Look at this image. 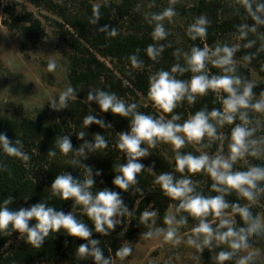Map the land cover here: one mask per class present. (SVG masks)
I'll return each instance as SVG.
<instances>
[{
  "label": "clouds",
  "instance_id": "obj_1",
  "mask_svg": "<svg viewBox=\"0 0 264 264\" xmlns=\"http://www.w3.org/2000/svg\"><path fill=\"white\" fill-rule=\"evenodd\" d=\"M178 0H169L170 6L162 12L146 15L147 22L152 25L150 43L145 49L151 61H157L165 49L159 43L167 39L169 32L164 21L173 22L177 15L174 5ZM251 19L252 23H242L237 26L239 41H246L244 48H253L256 40L249 39V34L260 35L259 29L264 27V0H235ZM102 18L101 6L93 5L88 23L98 24ZM210 21L201 14L188 26L186 34L191 41L205 40L209 31ZM106 38L119 35L117 28L103 25L97 29ZM239 43L229 45L193 46L189 51L177 49L174 55L182 57L183 65L175 63L170 70L160 69L148 78L147 99L158 115L138 111L136 103H126L115 92L101 88H89L83 103L91 105L95 102L102 113L111 112L114 116L129 118V130L119 134L116 147L124 154L126 162L115 168L117 173L112 184L120 190L110 188L92 191L96 180L101 176L100 170L72 159L69 163L79 165L84 169L83 179L74 177L70 172L57 175L51 183L49 199L56 197L63 201H73L74 206L82 209L83 215L94 225L95 233L108 236L123 223V218L131 216L128 205L121 192L133 190L143 195V190L134 187L139 183L138 176L145 171L154 169V162L145 165L141 161L150 155V149L159 144L171 146L174 153L175 173L161 172L155 175L153 183L171 202L163 215V226H157L158 211L143 210L139 215V223L147 230L142 233L144 240L162 239L163 244L178 247L182 243L203 253L205 249L216 252V264H258V257L264 255L260 249L253 248L250 241L254 237H264V213L253 214L252 205L264 196V165L252 164L249 158L264 159V91L259 96L254 89V80L246 79L238 74L236 54L240 50ZM140 49H136L126 59L131 69H140L143 60L139 57ZM264 51V44L258 49ZM255 54L243 56V61L250 63ZM209 65L218 69L220 74L211 75ZM55 59H49L47 71L53 73L61 68ZM189 73L188 79L178 77ZM81 90V89H79ZM77 88L68 86L57 96L50 98L49 105L54 111L67 109L71 101L77 99ZM215 94L221 107L211 111L201 109L195 111L186 119L176 112L184 102L195 105L199 97L209 93ZM254 114V115H250ZM83 128L98 125L109 127L105 119L88 114L83 118ZM226 125L232 126L228 143V154L210 155L208 149L221 139L218 129ZM257 133H261L257 135ZM77 139L83 143L73 148L69 135L57 136L55 147L49 149L47 155L56 157L57 153L68 157L74 153L76 157L87 158L89 152H95L109 147V141L104 135L96 133L93 141L85 140L86 131L80 130ZM188 145L197 147L198 154L182 152ZM0 153L6 157L29 162L31 157L24 151L23 141L8 138L6 132H0ZM244 161L245 170L235 166ZM0 172H8V165L0 160ZM205 173L212 181L211 192L214 195H203L197 191V186L191 177ZM103 183V181H101ZM232 193L246 203L229 202L226 197ZM28 197H25L27 201ZM14 199L9 196L0 202V236H10L18 233L34 249H40L45 240L53 234L63 231L68 236L86 241L78 246L76 257L80 260L91 258L93 264H114L111 256L106 257L100 247V240L93 239V230L89 225L78 219L71 211L65 213L49 206L47 201L37 202L29 207L14 210L10 207ZM240 219L238 226L235 217ZM189 218L195 222L190 234L182 239L180 230L189 224ZM35 221V223H32ZM130 244H123L115 251V258L123 262L133 254Z\"/></svg>",
  "mask_w": 264,
  "mask_h": 264
},
{
  "label": "trees",
  "instance_id": "obj_2",
  "mask_svg": "<svg viewBox=\"0 0 264 264\" xmlns=\"http://www.w3.org/2000/svg\"><path fill=\"white\" fill-rule=\"evenodd\" d=\"M30 1L36 6L43 4L46 8L53 9L56 7L52 3V0ZM213 3L215 5L217 0H213ZM135 4V0H113L100 4L102 18L95 26L88 23L92 7L95 5L89 0L83 1V7L79 11H70L66 5H59L56 8L63 21H57L61 36L76 50V55L71 64V80L75 86L79 84H91L93 85L92 88H101L106 91L115 92L120 98H123L130 90L128 84H131L147 99L148 78L154 72L151 74L147 70L143 72L132 70L129 61L126 59L130 54H133L136 49H140L139 57L143 60V65L155 70V72L160 69L170 70L171 66L175 63H181L183 65L182 57L178 59L174 55L177 49H180L181 52L182 49L179 41L175 37L174 31L169 29L170 26L167 24V20L164 21V25L169 35L166 40L159 42L165 45L163 53L155 62L147 57L144 49L150 43H153L151 37L153 26L145 18L149 14L142 16L138 12ZM176 6L178 11L186 17L187 22L190 23L200 15L202 9L206 6V1L200 0L198 5L189 6L188 8L181 5ZM224 6L226 11L231 10L227 4ZM164 9L163 7L157 6L151 13H159ZM0 10L4 14L1 22L8 28L18 31V49L22 52L32 50L36 46L38 39L45 33L42 21L33 11L28 10L25 6H22L20 12H16L13 4L7 3L4 5L0 0ZM127 22H137L135 29L127 31L126 28L130 26ZM242 23L251 24L252 21L238 5L237 11L232 17L223 19L219 23L214 22L208 31L205 42L211 48H214L216 46L215 38L217 37V33L222 36L227 32H231L238 36L237 26ZM105 24L117 28L119 35L109 39L103 33L98 32L97 29ZM137 25L138 27H136ZM216 25L218 26L217 29H215ZM69 27H72L74 32ZM261 28L264 29V27ZM249 39L256 40V45L253 48H244L243 45L246 41H241L242 46L238 52L246 55L255 54L251 62L261 74H264V65L262 63L264 53L258 51L261 47V36L250 33ZM191 42L195 46H198V40ZM97 54L102 57H111V60L116 59L120 63H124L125 65L120 68V73L123 78L120 80L110 78L108 83L103 82L102 69H108V67L98 59ZM189 77L190 74L185 73L184 76L178 78L188 79ZM256 84L257 87L254 89L255 93L264 90V83L259 82ZM126 103L130 102L126 101ZM135 103L138 105V111L154 116L158 115L156 110L151 107L150 101L147 105ZM91 106L93 108L83 103L82 100L76 99L74 104L68 108L71 118L63 119L62 122L54 124L32 119L15 121L0 113V132H6L8 138L13 141L17 138L21 139L23 141L24 151L31 157L30 161L25 163L15 158L6 157L3 153H0V160H3L8 165L11 172V175L8 172H0V202L11 196L14 199V203L10 207L14 210H18L20 207H29L41 201H47L49 206L55 207L57 211L72 206L74 203L71 200L63 201L56 197L49 199L51 183L57 175L64 172H70L74 177L83 179L84 169L79 165L62 163L59 159V152L54 158L49 157L47 153L49 149L55 147L56 137L66 135L65 130L71 125L76 131V134L84 129L82 121L88 114L105 119L106 124L110 126L100 128L95 124L90 125L87 129H84L87 133L84 139L91 142L93 141L94 135L100 133L109 141V147L92 152L86 159L79 157L78 160L83 164L92 166L94 172L95 170L102 172L101 176L94 175V179L96 180L92 189L94 193L104 188H110L120 192L112 184V180L117 174L115 172L116 166L126 162V158L116 147V142L118 141L120 132L129 130L130 119L114 116L111 112L102 113L95 102H92ZM220 107L219 100L215 94L210 92L204 97H199L195 105H189L187 102H184L177 108L176 112L181 115V119L183 120L197 110L206 109L211 111L213 108ZM250 115L254 114L250 113ZM73 141L75 143V146L73 145L74 149L83 143L82 140L78 141L77 138H73ZM77 143L79 144L78 146L76 145ZM218 145L219 140L213 143L208 149L215 151ZM181 151L198 154L197 147L193 145H188ZM89 160L93 161V164H88L90 163ZM141 162L146 166L154 162V169L152 172H149L146 167L145 171L138 176L139 183L134 187L141 188L143 195L136 193L134 189L128 192H121L125 203L132 213L127 229L124 230L123 226L128 216L123 218V223L115 231L111 232L108 236H102L95 233L94 225L83 215L82 209L77 212H72L93 230L92 238L100 240V247L104 250L106 257L111 256L113 258L115 251L121 246V239L131 237L140 228L139 215L143 210L151 205V208L157 210L159 213L157 224L162 225L164 213L167 211L169 204L174 203L163 196L158 186L153 183L155 175L161 172H172L179 177V174L175 173L174 159L169 161L156 147L155 149H150V155ZM257 164L264 165V161H259ZM36 172H39L41 176H38ZM191 178L194 180L199 193L208 196L215 194L210 190L212 181L207 174L200 173ZM204 178H206L205 182L203 180ZM26 196L28 197L27 201H25ZM139 197L141 199L136 203ZM226 199L229 202L245 203L236 193H232ZM258 202L251 206L253 214L264 213V196H261ZM236 219V223L239 226L241 223L240 219L238 216H236ZM32 223H35V221ZM189 223L195 224L191 218H189ZM18 235V233H12L10 236H0V264H53V262L61 257H68L70 264H93L91 258L80 260L75 255L78 246L86 243V241L72 238L63 231L53 234L46 239L40 249L32 248L24 240L19 244H14L12 240ZM250 243L259 245V237L252 238ZM226 264H234V261L226 262ZM258 264H260L259 261Z\"/></svg>",
  "mask_w": 264,
  "mask_h": 264
},
{
  "label": "rangeland",
  "instance_id": "obj_3",
  "mask_svg": "<svg viewBox=\"0 0 264 264\" xmlns=\"http://www.w3.org/2000/svg\"><path fill=\"white\" fill-rule=\"evenodd\" d=\"M1 1L4 5L7 3L13 4L15 6L16 12H20L22 6H25L28 10L33 11L35 15L42 21L45 33L41 38L38 39L36 46L32 50L25 52L20 51L18 49L17 43L18 31L8 28L1 22L4 14L0 10V113L15 121L32 119L42 120L48 124L59 123L62 122L63 119L71 118L68 108H70V106L73 105L76 100L71 101L67 109L57 112L50 108L48 103L50 98L57 96L62 90L71 85L76 87L78 90L77 99L83 101L86 98L87 90L90 87L92 88L93 85L79 84L75 86L71 80V64L73 62L74 56L76 55V50H74L61 36L57 21H62V18L56 8H58L59 5H66L67 9L70 11H79L83 7L84 0H52V3H54L56 6L53 9L46 8L43 4L41 6H36L30 0ZM89 1L95 5H100L113 0ZM135 1V6L142 16L146 14H152L151 12L157 8V6L163 8L170 6L169 0ZM199 1L200 0H178L176 5H181L188 8L189 6L198 5ZM205 1L206 6L202 9L200 15L203 14L209 19V30L211 29L214 22L219 23V21H222L223 19L232 17L238 8V4L235 3V0H217L218 4L216 3L215 5L213 0ZM226 4L228 5L229 9H231L230 11L225 10L224 5ZM176 5H174V7L176 9L177 15L173 18V22L169 23L167 21V24L170 26L169 29L174 31L175 37L181 45L182 52L189 51L191 47L195 46L186 34L187 26L191 22H187L186 17L178 11ZM127 23L130 25L128 28H126L127 31L134 30L135 25L137 24V22ZM136 27H138V25ZM69 28L72 32H74L72 27ZM217 28L218 26L216 25L215 29ZM259 33L261 36L260 43L262 45L264 44V29L260 28ZM216 35V45H223L227 43L231 46L239 43L242 46V42L237 40V35L235 33L227 32L222 36L217 33ZM205 41L206 40H198V46L210 47ZM261 52L264 53V51ZM244 55L246 54L238 52L235 57L237 61L238 74L245 77L246 79L254 80L256 83H264V74H261L252 64V62L248 63L243 61L242 58ZM97 57L108 67V69H102L103 82L108 83L110 78L115 80H120L123 78L120 73V68L125 65L124 63H120L116 59L111 60V57H102L99 54H97ZM49 59H55L58 64L62 65V67L58 68V70L53 73H49L47 71V63ZM262 63L264 65V60ZM132 70L139 72L147 70L150 71L151 74L152 72H155V70L145 67L144 65L140 69ZM209 73L211 75L220 74L219 70L212 68L211 65H209ZM128 85L130 86V90L126 96H123L122 99L130 103L137 102L143 105L149 104V101L141 94L140 91L135 89L131 84ZM262 91L257 92L256 95L259 96ZM88 106L92 107L91 105ZM259 119L264 121V116L259 117ZM231 127L232 126L226 125L224 128L218 129L221 139L219 140L218 148L215 151H210L209 149L204 150L208 151L210 155L218 153L226 156L228 154V143ZM65 133L71 137L72 144L75 146L73 138L76 139L77 135L76 131L73 129V126L71 125L68 127L65 130ZM260 134L261 133H257V135ZM78 141L80 140L78 139ZM76 145L78 146L79 144L77 143ZM157 149L169 161L174 159V153L172 152L170 145L159 144L157 145ZM91 153L92 152H89L87 156ZM59 159L62 163H69L70 160H78L79 157H76L74 153H72L68 157L59 155ZM259 161H264V159L256 160L249 158V162L252 164H257ZM88 164H93V161H90ZM235 167L240 170H245L247 164L244 161H241ZM36 174L41 176L39 172H36ZM203 180L205 182L206 178ZM140 199L141 197L137 199L136 203H138ZM244 202L246 203V201ZM256 203L259 202L257 201ZM147 209L154 210L151 208V205L147 207ZM63 211L65 213L69 211L77 212L80 211V208L78 206H74L73 204ZM235 220H237L236 217ZM129 221L130 216H128L127 220L125 221L123 226L124 230L127 229ZM157 226H163V224H157ZM193 226L194 225L192 223H189L180 230L179 235L182 239L186 238V236L190 234V229ZM146 230L147 229L141 225L131 237L121 239V246L125 243L130 244L134 251L132 256L123 262L119 261L114 256V264H216L214 257L216 252L221 249H214L212 251L205 249L203 253H198L183 243L178 247H172L163 244L162 239L159 238L144 240L142 233ZM21 241L22 239L19 238V235L12 240L14 244H19ZM259 241V245H251L253 248L260 249L262 252H264V237H259ZM258 261L260 264H264V255L258 257ZM53 264H70V261L68 257H61L57 261L53 262Z\"/></svg>",
  "mask_w": 264,
  "mask_h": 264
}]
</instances>
